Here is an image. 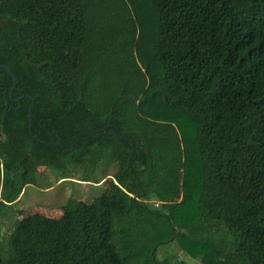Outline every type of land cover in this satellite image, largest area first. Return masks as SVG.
Wrapping results in <instances>:
<instances>
[{"label": "trees", "instance_id": "1", "mask_svg": "<svg viewBox=\"0 0 264 264\" xmlns=\"http://www.w3.org/2000/svg\"><path fill=\"white\" fill-rule=\"evenodd\" d=\"M0 65V216L27 163L109 177L0 264H264V0H0Z\"/></svg>", "mask_w": 264, "mask_h": 264}, {"label": "rangeland", "instance_id": "2", "mask_svg": "<svg viewBox=\"0 0 264 264\" xmlns=\"http://www.w3.org/2000/svg\"><path fill=\"white\" fill-rule=\"evenodd\" d=\"M148 14H150L148 12ZM152 17V14H150ZM147 13L142 19L141 25L144 26L141 30V37L143 41H147L151 30L149 24H153V17L151 22L146 20ZM150 20V19H149ZM153 29V27H152ZM138 32L139 27L137 26ZM0 139L2 135L0 133ZM26 176L27 184L22 189L17 202L11 206L8 214L0 216V250L4 251V243L11 231L12 223L16 219L23 218L25 216L38 214L48 218H59L61 215L62 207L68 199H79L83 201H90L95 196L99 195L103 190L107 189L109 183V177L103 176L101 168L95 170V181H99L97 184L92 182H82L78 179L82 171L80 169L69 168V178L61 179L55 170H52L45 166H34L30 163L26 164ZM113 169L106 171L105 175L112 174ZM0 185H1V166H0ZM171 254V258L184 261L189 264H203L199 259H192L183 253L178 246L173 243L162 246L159 248L156 258L161 260L164 254Z\"/></svg>", "mask_w": 264, "mask_h": 264}, {"label": "water", "instance_id": "3", "mask_svg": "<svg viewBox=\"0 0 264 264\" xmlns=\"http://www.w3.org/2000/svg\"><path fill=\"white\" fill-rule=\"evenodd\" d=\"M0 69H3L7 73V75L9 76V78L11 79L12 86H11L9 92H8V96L10 97L11 90L13 89L14 84H15V78L12 75L11 71L9 70V68H7L6 66L0 65ZM29 100H30V103H29V106H28L27 112H26L27 128H29V125H30V120H31L30 119V109H31L32 104H33L32 99L29 98Z\"/></svg>", "mask_w": 264, "mask_h": 264}, {"label": "built area", "instance_id": "4", "mask_svg": "<svg viewBox=\"0 0 264 264\" xmlns=\"http://www.w3.org/2000/svg\"><path fill=\"white\" fill-rule=\"evenodd\" d=\"M153 205H154V206H156V205H157V203H154Z\"/></svg>", "mask_w": 264, "mask_h": 264}]
</instances>
